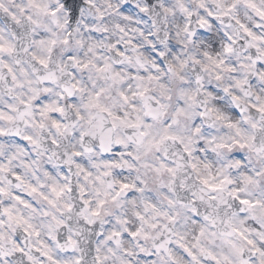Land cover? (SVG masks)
<instances>
[{"label": "clouds", "instance_id": "9594fccd", "mask_svg": "<svg viewBox=\"0 0 264 264\" xmlns=\"http://www.w3.org/2000/svg\"><path fill=\"white\" fill-rule=\"evenodd\" d=\"M0 264H264V0H0Z\"/></svg>", "mask_w": 264, "mask_h": 264}]
</instances>
